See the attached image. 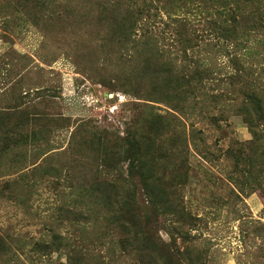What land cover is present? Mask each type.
<instances>
[{
	"label": "rangeland",
	"instance_id": "obj_1",
	"mask_svg": "<svg viewBox=\"0 0 264 264\" xmlns=\"http://www.w3.org/2000/svg\"><path fill=\"white\" fill-rule=\"evenodd\" d=\"M240 2L0 0V264H264V0Z\"/></svg>",
	"mask_w": 264,
	"mask_h": 264
},
{
	"label": "trees",
	"instance_id": "obj_2",
	"mask_svg": "<svg viewBox=\"0 0 264 264\" xmlns=\"http://www.w3.org/2000/svg\"><path fill=\"white\" fill-rule=\"evenodd\" d=\"M238 1H241L240 2L241 4L243 3V0H238ZM115 29H117V30L113 34H111L113 37L109 38L108 44L106 47H113V48L116 47V50L118 52V50H120L124 47V45H123L124 42L126 41V43H128V40L131 39L133 29H134V22H132L131 20L122 21L121 25L117 26ZM116 35H119V37H114ZM126 35L127 36L129 35V36L126 38L125 41L122 40ZM138 55L139 56L141 55L140 51L138 52Z\"/></svg>",
	"mask_w": 264,
	"mask_h": 264
}]
</instances>
